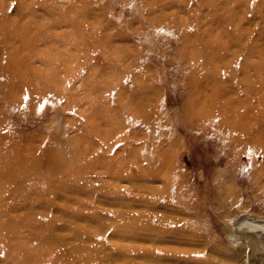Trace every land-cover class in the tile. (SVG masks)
Masks as SVG:
<instances>
[{"label": "rangeland", "instance_id": "obj_1", "mask_svg": "<svg viewBox=\"0 0 264 264\" xmlns=\"http://www.w3.org/2000/svg\"><path fill=\"white\" fill-rule=\"evenodd\" d=\"M0 183V264H264V0H0Z\"/></svg>", "mask_w": 264, "mask_h": 264}, {"label": "bare ground", "instance_id": "obj_2", "mask_svg": "<svg viewBox=\"0 0 264 264\" xmlns=\"http://www.w3.org/2000/svg\"><path fill=\"white\" fill-rule=\"evenodd\" d=\"M237 118V123L241 120V117H236ZM240 124V123H239ZM31 177H37V175H35V174H33V172L32 171H26V172H24L23 173V175H22V178H24V179H29V178H31ZM1 184V183H0ZM18 184V182L16 183V185ZM38 188H37V186L35 185V187L33 188V190H37ZM32 192H34V191H32ZM2 196V194L0 193V197ZM72 214H74V211H68L67 213H65L64 215L65 216H67V215H69V217L72 215ZM61 215H63V213H61ZM249 219V218H248ZM253 219V218H252ZM245 220H247V219H242V221H245ZM262 221H264V219H262V220H260V221H257V222H259V223H261ZM133 222H135V221H133ZM253 222V221H252ZM251 221H247L246 222V226H247V224H249L251 227H252V230H254V231H260V230H258V229H261V227H259L258 226V223L256 224L255 223V221H254V223H252ZM10 223V222H9ZM262 223H264V222H262ZM256 224V225H255ZM141 225H143V224H141ZM245 225V224H244ZM261 225V224H260ZM2 225H0V227H1ZM144 226V225H143ZM234 226V225H233ZM250 226H249V228H250ZM51 228H53L54 229V226L52 225V227ZM137 228H142V227H138V226H134V229H137ZM120 229H122V227H121V224H117L116 225V233L119 235V236H128L129 235V233H130V231H132V230H128V231H126V230H123L122 229V231L121 232H119V230ZM246 231V230H245ZM251 233V232H250ZM264 233V232H263ZM246 234V233H245ZM247 234H248V232H247ZM248 235H250V234H248ZM259 235V234H258ZM264 235V234H263ZM248 237V236H247ZM250 238H252L253 236H249ZM256 237H259V236H256ZM249 238V239H250ZM36 243H38V245H36V246H31V245H28L27 243H25V242H5V243H8L9 244V253H8V255H11V256H14V258L15 257H22V258H27L28 257V255L26 254V255H24V254H21L20 252H18V251H20V249L22 248L23 250H29V251H34V250H36V251H34V252H32V253H30V254H32L33 256H35V259L37 260V261H39V260H42V259H45V258H49V257H51V255L49 254V250H51V246H53V245H55V244H51V243H47L46 242V239H43L42 237H36L35 238V240H34ZM245 241V240H244ZM250 241H252V240H250ZM251 243V242H250ZM251 245H253V244H251ZM57 246V245H56ZM227 248V247H226ZM251 248V247H250ZM79 249H80V256L79 257H81L82 256V254L84 253V250L81 248V247H79ZM17 252V253H16ZM145 252L147 253V251L145 250ZM225 252H227V250H225ZM224 252V253H225ZM230 253H232V252H230ZM94 254V252H92V251H88V253L86 254V255H93ZM148 255V254H147ZM229 255V254H228ZM231 255V254H230ZM58 256H59V254H58ZM225 256H227V255H225ZM232 256V258L234 257L233 255H231ZM236 256V255H235ZM63 257H66L65 255L63 256ZM238 257V256H237ZM237 257H234V258H237ZM228 258H230V257H228ZM257 258H258V256H257ZM218 259H220V258H218ZM261 259V258H260ZM234 260V259H233ZM258 261V260H257ZM61 262H62V264H66V262H65V259L63 258V259H61ZM202 262L203 263H205V264H225V263H221V261H218L217 260V258H214V257H212V256H206V257H204L203 259H202ZM235 262V261H234ZM227 264V263H226Z\"/></svg>", "mask_w": 264, "mask_h": 264}]
</instances>
